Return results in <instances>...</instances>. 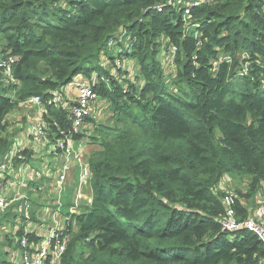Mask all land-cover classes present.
I'll return each mask as SVG.
<instances>
[{
  "label": "trees",
  "instance_id": "1",
  "mask_svg": "<svg viewBox=\"0 0 264 264\" xmlns=\"http://www.w3.org/2000/svg\"><path fill=\"white\" fill-rule=\"evenodd\" d=\"M0 39L18 58L17 84L0 69V155L7 117L32 96L84 77L109 101L110 122L88 139L99 149L85 156L91 203L58 264H264L255 234L224 230L214 193L227 174L264 178V0L198 5L186 19L167 0H0ZM113 46L127 52L108 56ZM170 47L173 78L159 60ZM117 59L137 64L141 88L113 78L105 63ZM47 122L70 128L63 109L48 107ZM229 210L248 218L238 201ZM14 215L0 225L11 229Z\"/></svg>",
  "mask_w": 264,
  "mask_h": 264
},
{
  "label": "built area",
  "instance_id": "2",
  "mask_svg": "<svg viewBox=\"0 0 264 264\" xmlns=\"http://www.w3.org/2000/svg\"><path fill=\"white\" fill-rule=\"evenodd\" d=\"M213 0H167V5L173 9L183 12L186 19L190 15V9L194 6L211 4ZM161 10V7H158ZM174 51V48L172 49ZM175 54V52H174ZM17 57H1L0 69L8 84L14 83L12 78L13 65ZM120 60L117 59L108 71L118 81L122 68ZM10 82V83H9ZM74 82L54 93L44 101L39 96H32L19 104L18 108L26 107L25 111L18 114L19 122L26 123L25 135L23 137L12 136V129H8L10 148L0 155V219L11 212L15 213V220L10 225L13 232L11 240L24 224L23 235L16 238L15 247L8 248L7 258L16 264H58L69 241L68 226L72 223L76 229L74 216L79 215L82 206L91 203V197L87 195L86 189L90 187L91 171L85 162L86 153L73 149L78 144L85 145L91 135L92 129L88 127L91 110L100 102L99 95L90 84H79ZM70 88L75 90L72 97ZM48 107L63 109L66 112V120L70 123L69 129H63L56 125V130L51 132L47 122ZM27 121H26V120ZM94 124V123H93ZM0 131V138H3ZM76 135H80L76 139ZM1 143V141H0ZM57 155L55 160L50 157ZM28 158L34 159L39 167H28L25 172ZM73 168L77 169L78 179L73 190L72 203L65 205L62 202L67 189V181ZM36 183L38 186H35ZM35 187L34 190L30 188ZM30 190V191H29ZM29 192L40 193L34 198H40L46 204L44 214L47 221L37 225L31 218L33 203ZM90 197V198H89ZM34 200V199H33ZM66 210V216L63 211ZM233 214V213H232ZM24 215V220L21 219ZM224 230L235 232L247 229L257 236L264 247V229L254 220H236L227 218L222 220ZM38 238L36 241L33 237ZM0 246H5L0 243Z\"/></svg>",
  "mask_w": 264,
  "mask_h": 264
},
{
  "label": "rangeland",
  "instance_id": "3",
  "mask_svg": "<svg viewBox=\"0 0 264 264\" xmlns=\"http://www.w3.org/2000/svg\"><path fill=\"white\" fill-rule=\"evenodd\" d=\"M220 0H213L212 5H216L219 3ZM5 48L4 41L0 39V56L1 57H9L11 55H8L7 52L4 53L3 49ZM173 47H170L167 51L164 49L163 52L159 56V60L162 64V67L164 71L166 72V75L168 77H174L176 72L175 64L172 61V58L174 57V51L172 50ZM123 50V53L127 52L125 48L123 47H111L108 51V56H117L119 52ZM121 68L122 70L119 75L118 82L120 85L124 88H126L128 85H132L134 89H139L143 85V79L140 75L139 68L137 64L134 61L121 59L120 60ZM105 66L107 69H109L110 63L106 62ZM113 73V69L111 68V74ZM130 76V77H129ZM92 83H98V78L96 75H93L91 78ZM10 83V82H9ZM74 83L77 85H73L74 87H77L79 84H89V82L84 77H79L74 80ZM6 84H8V81H6ZM10 84H17L16 82L10 83ZM168 85L170 83L168 82ZM171 86V85H170ZM172 87V86H171ZM75 94H72V97H74ZM100 97V96H99ZM100 102L96 105L94 109L91 110V117H89L88 121L91 123L88 127L90 129H93L99 124H107L111 120V110L109 108V101L105 100L104 98L100 97ZM26 107H20L16 108L6 119V125H7V131L12 127L9 121H12V119H9L11 115L20 113V111H25ZM26 120V119H25ZM27 121V120H26ZM96 123V124H93ZM20 124L25 128L26 123L24 121L20 122ZM92 132V131H91ZM85 145L78 144L73 149V152L75 154H78L79 151H84L86 155L89 157L93 151H98V147L94 144H91L88 140L83 141ZM39 161L34 163L33 166L35 168L39 167ZM35 186H38L36 183ZM214 193L221 199L222 203L224 204L225 208L227 209V218H234L232 212L229 210V206L231 202L238 201L240 205L244 208V210L248 214V218L251 220H254L257 224H259L264 229V178L255 181L249 177L239 176L235 174H227L222 177V180L216 185L214 188ZM90 198V197H89ZM35 202V199L33 200ZM62 202L64 203V199H62ZM72 203V201H71ZM88 206V205H86ZM85 207V206H82ZM80 210V209H79ZM78 210V211H79ZM6 217H4L5 219ZM38 222L41 223V220L36 218ZM45 223V222H43ZM10 226V225H9ZM11 227V226H10ZM13 235V232L10 231L7 227H2L0 225V243H5L6 239H11ZM0 249L2 247L0 246ZM6 247L4 246V249L0 251V257L3 259V264H16L15 261H11L7 258V256H4V250Z\"/></svg>",
  "mask_w": 264,
  "mask_h": 264
},
{
  "label": "crops",
  "instance_id": "4",
  "mask_svg": "<svg viewBox=\"0 0 264 264\" xmlns=\"http://www.w3.org/2000/svg\"><path fill=\"white\" fill-rule=\"evenodd\" d=\"M130 77V76H129ZM75 92V90L73 88H70V93L73 94ZM9 119H12V121H9L10 124L12 125L11 129H12V136L15 137H23L25 135V132L23 131V126L20 124L19 119H18V114H14L11 115V117ZM57 155H53L52 157H50L51 160H55ZM34 159L32 158H28L27 163H26V167L24 169L25 172L28 171V167H33L31 164L33 162ZM77 179H78V173H77V169L73 168L70 172L68 181H67V189L66 192L64 194V204L65 205H70L72 198H73V190L76 186L77 183ZM35 187L30 188V190H34ZM29 190V191H30ZM87 195L91 197V186L87 187L86 189ZM30 194V199L33 203L32 206V212L30 213V218L31 220L37 224H44L43 222L47 221V217L44 215L46 214V212L44 211L46 209V204L42 201L41 197L40 198H34V195H39L40 193H35V192H29ZM33 199H35V202L33 201ZM64 210V209H63ZM63 214L66 216V210L63 211ZM36 218L41 220V223L38 222L37 220H35ZM22 226L24 227V224H22Z\"/></svg>",
  "mask_w": 264,
  "mask_h": 264
}]
</instances>
